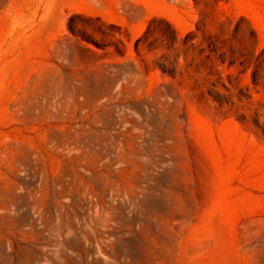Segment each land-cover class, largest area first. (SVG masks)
<instances>
[{
	"label": "rangeland",
	"instance_id": "1",
	"mask_svg": "<svg viewBox=\"0 0 264 264\" xmlns=\"http://www.w3.org/2000/svg\"><path fill=\"white\" fill-rule=\"evenodd\" d=\"M0 264H264V0H0Z\"/></svg>",
	"mask_w": 264,
	"mask_h": 264
}]
</instances>
